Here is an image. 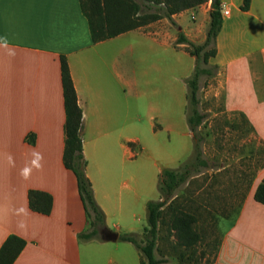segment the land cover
Masks as SVG:
<instances>
[{"label":"crops","instance_id":"1","mask_svg":"<svg viewBox=\"0 0 264 264\" xmlns=\"http://www.w3.org/2000/svg\"><path fill=\"white\" fill-rule=\"evenodd\" d=\"M243 2L221 0L229 11L222 15L210 58L217 64L211 89L222 91L225 109L243 112L264 142V0H248L244 8ZM209 8L207 0L172 18L201 43ZM188 10L193 24L186 28L181 16ZM179 27L162 17L93 42L79 0H0V246L9 234L25 240L12 264H140L135 248L108 244L118 238L78 237L87 221L75 175L62 158L60 56L82 109L84 169L105 224L117 234L135 233L129 223L143 199L145 177L151 187L163 168L159 154L171 152L168 142H158L155 128L174 125L175 81L194 68V56L176 42ZM179 50L188 61L176 59ZM184 96L187 104V91ZM33 152L42 154V168L24 179L21 170L31 164ZM137 155L148 156L147 169L129 163ZM263 175L264 166L224 232L213 264H264V203L253 197ZM30 189L51 195L48 213L29 207Z\"/></svg>","mask_w":264,"mask_h":264},{"label":"trees","instance_id":"2","mask_svg":"<svg viewBox=\"0 0 264 264\" xmlns=\"http://www.w3.org/2000/svg\"><path fill=\"white\" fill-rule=\"evenodd\" d=\"M205 1L207 0H79V4L86 17L91 40L95 42L162 17H166L175 24L172 18L174 13ZM247 2L248 0H244L243 8L247 6ZM209 17L206 36L201 43L190 40L176 24L179 27L176 42L185 44V49L194 56L195 60L192 73L184 79L187 87L186 123L192 139V151L189 157L177 167L161 168L157 181L159 198L146 202V225L139 238L134 232L118 233L119 240L131 242L140 251V264H165L164 259L155 255L157 240L160 236L159 231L164 224L167 225L170 235L174 237L180 260L190 257L194 246L202 237L200 228H198L197 212L199 210L198 208L192 209L189 204L192 201L190 195L194 192L188 191L187 194H183L184 189L181 188L194 177L203 174L204 169L209 166L203 149V133L208 132L204 130L207 126L208 114L199 107L198 91L200 77L214 76L217 71V64H210V58L216 53L215 39L222 26L221 0H210ZM60 71L65 111L62 158L65 167L75 175L87 221V228L79 232L78 237L80 239H101L100 230H108V228L105 224L104 212L95 199L92 186L85 173L82 143L83 114L77 102L67 61L62 55L60 56ZM230 114L233 115L227 116V111H225L223 126L231 130H239V138H245L249 142L245 143L250 146L247 159L255 163L250 172L242 176L245 179V192H247L257 170L264 166V142L258 137L253 125L243 112L229 110ZM256 139L261 144L260 146L255 147L252 143ZM204 180L205 178L198 184V189H202ZM27 196L31 209L41 213H48L51 210L52 197L48 192L30 189ZM253 197L258 202L264 203V175L258 182ZM240 205L241 203L239 207ZM213 216L216 218L215 214ZM222 217L226 218L228 215H222ZM24 245L25 240L22 237L9 234L0 246V264H12Z\"/></svg>","mask_w":264,"mask_h":264},{"label":"rangeland","instance_id":"3","mask_svg":"<svg viewBox=\"0 0 264 264\" xmlns=\"http://www.w3.org/2000/svg\"><path fill=\"white\" fill-rule=\"evenodd\" d=\"M181 19L184 27L188 28L192 26L193 17L191 10L185 11ZM159 52L162 58L164 56L162 47L159 49ZM165 55H167V51H165ZM176 59L179 61L189 60L188 55L180 50L176 52ZM210 64L213 63L211 62ZM184 79L177 78L175 81L176 116L174 125L170 129L155 128L158 142H168L171 145L169 155L159 154V167H177L183 160L189 157L192 151V139L186 123V98L184 94L187 91V87ZM216 82L217 80L213 76H201L198 91L200 99L199 107L208 114L206 118L207 126L204 128L208 132L203 133V149L204 157L207 159L209 166L204 169L203 174L194 177L187 185H183L181 188L184 189L183 194H187L188 191L194 192L193 195H190L192 201L189 204L192 206V209L198 208L199 210L197 212L199 220L198 228H200L202 237L194 246L190 257L180 260L176 245L174 244V237L168 232L167 225H162L159 231L160 236L157 240L155 255L164 259L165 264H213L217 244H220L224 232L235 217L236 210L242 201L244 193H246L245 179L242 176L250 172L255 165V163L247 159L250 146L245 143L249 142L245 138H239V130H231L229 127L223 126L225 111H227V116H232L233 114L229 115V110H225L222 101V91L211 89L215 87ZM143 101H147V97ZM142 106L143 108L145 107L144 104ZM148 139L150 138H142L143 142L146 141L144 145H150V140ZM252 143H254L255 147L261 145L257 139ZM136 157V160H130L129 163L137 161L147 169L148 164L146 162L148 156L137 155ZM204 178L202 189H198V184ZM157 181L158 172L154 173L151 187L147 185V178L145 177L143 199L132 210L129 225L131 224L134 228L138 238L141 235L143 226L146 225L147 200L151 198L158 199ZM213 214L216 215V218H214ZM226 214L228 217H222V215ZM95 239L99 240L100 238ZM108 244L130 246L131 248H135L140 255V251L134 244L120 240L108 241Z\"/></svg>","mask_w":264,"mask_h":264},{"label":"clouds","instance_id":"4","mask_svg":"<svg viewBox=\"0 0 264 264\" xmlns=\"http://www.w3.org/2000/svg\"><path fill=\"white\" fill-rule=\"evenodd\" d=\"M33 159L30 165H26L24 169L21 170V175L24 179H28L31 176L33 169L39 170L42 168L41 161L43 160L42 154L38 152H33Z\"/></svg>","mask_w":264,"mask_h":264},{"label":"water","instance_id":"5","mask_svg":"<svg viewBox=\"0 0 264 264\" xmlns=\"http://www.w3.org/2000/svg\"><path fill=\"white\" fill-rule=\"evenodd\" d=\"M99 234L103 240H115L118 237L116 232L105 229L100 230Z\"/></svg>","mask_w":264,"mask_h":264},{"label":"built area","instance_id":"6","mask_svg":"<svg viewBox=\"0 0 264 264\" xmlns=\"http://www.w3.org/2000/svg\"><path fill=\"white\" fill-rule=\"evenodd\" d=\"M229 8H227L226 6H225V4H223V3H221V13H222V15L223 14H227L228 13V10Z\"/></svg>","mask_w":264,"mask_h":264}]
</instances>
